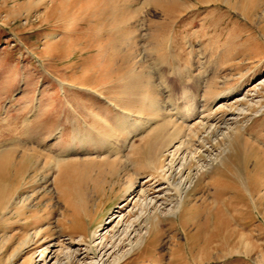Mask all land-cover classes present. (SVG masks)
<instances>
[{
  "label": "rangeland",
  "instance_id": "rangeland-1",
  "mask_svg": "<svg viewBox=\"0 0 264 264\" xmlns=\"http://www.w3.org/2000/svg\"><path fill=\"white\" fill-rule=\"evenodd\" d=\"M263 81L264 0H0V264L72 234L95 246L141 184L166 214L154 176L185 137L206 172L119 264H264Z\"/></svg>",
  "mask_w": 264,
  "mask_h": 264
},
{
  "label": "bare ground",
  "instance_id": "bare-ground-1",
  "mask_svg": "<svg viewBox=\"0 0 264 264\" xmlns=\"http://www.w3.org/2000/svg\"><path fill=\"white\" fill-rule=\"evenodd\" d=\"M263 82H260V84H256V85L254 84L255 86L252 87L253 88L252 90L257 89V87L260 86L261 84H263ZM225 101H227V100H225ZM222 104H225V103H222ZM188 108H190L189 105H188ZM260 110H262V109H260ZM185 111L187 112V110H185ZM190 113L191 112H189V114H188V112H187V116L185 117L187 119L186 122L188 124V128L190 129L193 127L192 122L194 121V122H198V125L201 126V128H204L206 130L207 124L209 122V121L204 122L205 120H207L206 117L198 114L199 116L196 119L192 120V114H190ZM181 114H183V112H181ZM130 126L132 127L133 125H130ZM245 126L246 125H244L243 127H245ZM244 131H245L244 128L243 129L240 128V130H234V132L237 135H240V132L244 133ZM231 137H232V135H231ZM195 138L196 139L199 138L198 133L195 135ZM185 139L184 140L187 143H185L182 140L178 143V146H176L174 148L175 149V151H173L174 154H171V155H173L172 159L174 161L169 163L168 168H166V164H165L166 161L165 160L160 161V167L157 169L158 173L156 172L157 175L154 176L156 178L157 177L162 178L161 182L168 185V189L167 190L164 189L165 193L164 194L162 193V194L167 199H170V198L176 199L177 205L175 204V206H173V209H169L168 212H166V214H164V212L161 210V208L160 209L155 208V211L153 213H149V211L146 208L150 207V204H152L151 198L148 199V196H147L148 191H146L144 189L145 186H143V184H141L142 186H140V188H138V191L137 190L134 191V193H136V196L138 197L137 200L134 202L135 204L129 210H126V211H124L121 206L117 207L118 211L111 213L110 216L106 219L107 220L106 225H108V227H111V230L108 231L106 234H100L99 238L96 239V240L99 239V243H97L95 246H93L94 241L88 239V237L86 235L83 234L80 237L77 236L78 238H75V237H73L74 235L72 234V236L69 237V241H68L69 243H66L63 240H57L52 245H51V243H47V245L43 244L39 248L32 250L30 252V253H32L31 264H36L35 261L39 262V264H51L53 261H55L53 264H72V261H75V260H78V262L81 264H92L91 261H93L94 258H91V257H94L97 254V251H99L101 256L103 254L104 258L107 259L102 264H119L126 255H129L135 249L134 247L139 246V244L143 241V239L148 236L149 242L145 246V248L147 249L148 246L150 244H152L156 239V237L154 235L156 233L157 227H159L158 222H161L162 219H169L170 217L172 218V216H175L177 212H181L184 210L185 201L187 199L188 190L190 188V186H188V180L192 181L193 179L200 178L206 172V170H205L206 167L204 166L205 160L203 159V156L205 153L202 150L199 152L197 150L199 148L192 149L190 141L189 140L187 141L186 137H185ZM178 140H179V138H178ZM185 152H186V154H184ZM196 152H198V154ZM226 152L228 153V151H226ZM179 154H182V155L184 154L183 157L181 158V160L179 159ZM169 155H170V152H169ZM211 157H212V155H211ZM217 159H218V157H217ZM180 162H183V163L180 165V169L178 168L179 170H176V173H179V175H181L180 178H182L184 176V173H187V174L182 180H180L179 182H175L174 181L175 177H172L173 176L172 174H174L175 166L177 167V165H179ZM166 169H169V171H170L169 175H167ZM214 170H215V168H214ZM134 185H136V184H134ZM132 193H133V191H132ZM171 193H174V194H171ZM159 196H157V197H159ZM172 203H174V202L172 201ZM137 208H139L140 213L137 217L134 216L135 218H132L131 214ZM167 209H168V207H167ZM105 216H100L98 218L99 224H100L99 228L101 226H103L102 220H104L103 218ZM183 216H184V214H182V216H180V218H182ZM143 219L146 220L145 223L147 224L146 226H148V228L146 227L145 233H143V231L140 228L142 225L141 221ZM116 220H118V221L115 223ZM149 221H151L152 223H155V226L153 227L152 224L149 225ZM19 222H17L16 225H19ZM180 222L182 223L181 220H180ZM28 225H29V223L24 222L22 224V227L24 229H26L28 227ZM153 229H155V230H154V233L152 232L153 236H151L152 235L151 231ZM103 230H105V229H103ZM103 230L101 229L100 231H97V232H101ZM41 234H43V233L41 232V230H39L34 234V237H31V235H30L28 244H30L33 241L32 239L39 238V236ZM97 235H98V233H97ZM95 237H96V235L94 234L92 239L94 240ZM26 243H27V241L24 243V245ZM125 244H127L129 247V249L127 251L122 250V248H124ZM82 247L84 248L83 252L80 249ZM95 250H96V254L94 252ZM81 254L84 255L83 259H79L81 257ZM36 255H38V256L36 257ZM97 264H101V263H97Z\"/></svg>",
  "mask_w": 264,
  "mask_h": 264
}]
</instances>
